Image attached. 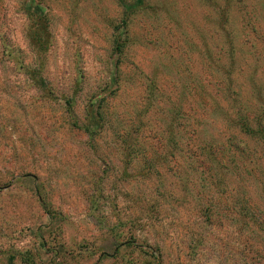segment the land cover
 <instances>
[{
	"label": "rangeland",
	"instance_id": "obj_1",
	"mask_svg": "<svg viewBox=\"0 0 264 264\" xmlns=\"http://www.w3.org/2000/svg\"><path fill=\"white\" fill-rule=\"evenodd\" d=\"M145 1L118 56V0H0V264H264V183L247 182L252 163L235 169L242 183L186 175L196 147L186 109L226 140L234 128L212 104L232 114L227 78L242 106L259 102L264 0H231L224 21L216 0ZM222 26L239 31L233 57ZM94 116L89 137L78 126Z\"/></svg>",
	"mask_w": 264,
	"mask_h": 264
},
{
	"label": "trees",
	"instance_id": "obj_2",
	"mask_svg": "<svg viewBox=\"0 0 264 264\" xmlns=\"http://www.w3.org/2000/svg\"><path fill=\"white\" fill-rule=\"evenodd\" d=\"M118 1L123 6V13L122 19L120 20L119 24L113 27L112 44L115 54L121 56L124 49L129 43V22L131 15L136 10H147L149 6L145 0H135L134 3H127L123 0ZM206 1L213 2L214 0ZM230 4L231 0H222L221 4L217 3V0L215 1V5H217L218 7V13L223 21L224 19L228 18L227 9L230 10ZM261 7H264V3L261 5ZM257 11H255L256 15ZM248 12L249 11L243 13V16ZM222 25H224V22H222ZM245 25L246 27L248 26V24ZM35 26L36 28L32 29V32L34 33L32 37L38 39L39 36H41L44 32L42 28L43 20L40 19L39 21H37ZM221 30L224 32V35L227 38L226 41L229 40L228 45L230 48L228 49V51L231 54L230 56L233 57V54H236L237 49L233 47L234 43L232 42H237L238 36L236 33H238L239 31L235 32L236 29H227L224 26L221 27ZM257 33V29L255 27H252L251 34L256 35ZM198 36L202 38L203 41H205L204 35H201L200 33L198 34ZM257 38H261V35L257 34ZM206 45H204V47H206ZM250 47H255V44L252 42ZM201 50L202 52L206 53L207 58H209L210 60L214 58L210 54L208 47ZM115 75L116 73L114 72L113 81H115ZM254 78L255 77L250 76L249 79L253 83H255L253 81ZM191 79H193V77L186 75V80ZM232 81L234 82V80L228 77L225 83L227 94H229L232 99V114H228L227 111H225L221 106L214 102L215 100L213 101L215 103V106L212 104L214 110H219V115H222L223 124H226L227 127L230 126L234 128V131H231L232 133L228 135L226 140L224 134L219 133L218 130H216L215 126L212 124H208L205 119H200L202 123L198 121L196 122V120L189 121V118H194V112L190 109H186V142L190 143L191 141L194 142L195 140V149L197 151L196 152L195 149H193L189 154L190 161L188 162L189 166L187 170L189 173H186V175L188 176V174H191V170L198 172L196 178L194 179V183H242V177L241 180H239V171H235V169H239L240 166L246 167L247 163H252L250 167H247V169L249 168V171L247 170V173H251L247 182L250 183L251 180H254L255 183H264V168L262 167L263 165L260 166V163L263 161L262 158L264 157V102L261 103L260 87L264 86V82L261 83L260 86L252 84V88L254 87L253 93L256 94L259 102L255 106H253L252 104H247L245 107L242 106L241 92L236 90L232 91L230 89V84L232 83ZM189 86V82H186V86L183 85L181 90L185 91L186 89V94L191 96L192 91H188V89H190ZM201 86V94L205 97L207 95L209 96L210 92H208L207 90L210 89H206L205 87H203V85ZM156 87L157 85L153 78L147 85L146 98L149 101L155 98L154 92ZM202 95H199V98L205 103ZM212 100L213 99H211V101ZM141 113L142 115H144L145 111H141ZM98 114L101 116V113L98 112ZM171 114L173 118L178 116L177 110H172ZM179 115L181 116V113H179ZM88 116L89 114L87 115V117ZM195 123L197 124L196 126H194ZM96 124H98V121L94 116L92 118H88L87 125H84L83 127L78 125L77 126L85 133H88L89 137H92L94 135V131H92V128L93 126H96ZM74 125H76V123H74ZM166 132L168 134V139L170 138L172 141H174L175 131L170 123L166 124ZM127 149L128 147L126 148L124 154L126 157V161H129L128 159L131 156V153ZM253 165L255 166L258 175H254L251 172V169L254 168ZM150 167L151 165H148L146 168L149 169ZM205 212L207 214L209 212V209L206 208ZM127 244L129 243L127 242ZM104 255L105 254L103 252L100 253V257Z\"/></svg>",
	"mask_w": 264,
	"mask_h": 264
}]
</instances>
